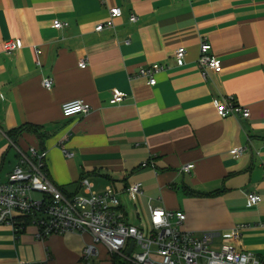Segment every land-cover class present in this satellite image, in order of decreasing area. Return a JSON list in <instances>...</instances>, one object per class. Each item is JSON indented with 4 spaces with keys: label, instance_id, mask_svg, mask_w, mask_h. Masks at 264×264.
<instances>
[{
    "label": "crops",
    "instance_id": "1",
    "mask_svg": "<svg viewBox=\"0 0 264 264\" xmlns=\"http://www.w3.org/2000/svg\"><path fill=\"white\" fill-rule=\"evenodd\" d=\"M112 7L122 15L96 31ZM55 19L68 25L56 29ZM202 37L221 66L206 79L196 64ZM9 39L22 46L5 53ZM180 46L183 66L174 57ZM151 64L164 66L154 85L136 76ZM113 89L125 95L116 104ZM225 97L250 116H218L215 102ZM75 98L91 110L64 115L61 104ZM4 139L17 145L11 154ZM30 147L46 151V174L67 194L83 193V176L97 192L140 182L133 200L121 192L120 207L144 233L149 204L183 212V228L196 235L219 233L216 246L244 224L232 243L264 262V0H0L1 182L36 163ZM236 147L245 149L233 158ZM188 163L190 173H180ZM249 193L260 196L256 205L247 204ZM22 224L18 235L0 224V264H135L103 244L83 258L89 231L40 240L29 219Z\"/></svg>",
    "mask_w": 264,
    "mask_h": 264
},
{
    "label": "built area",
    "instance_id": "2",
    "mask_svg": "<svg viewBox=\"0 0 264 264\" xmlns=\"http://www.w3.org/2000/svg\"><path fill=\"white\" fill-rule=\"evenodd\" d=\"M108 11V18L95 26L96 31L113 28V19L122 15L120 7H112ZM129 20L135 22L137 17L131 15ZM67 25V22L58 19L52 22L56 29ZM21 46L19 39H9L3 44L5 53H11ZM198 50L196 64L204 79L210 71H221L217 58L210 53L211 45L205 37L201 38ZM185 54L183 46L174 51L178 66L184 65ZM78 66L84 68L85 60H80ZM163 69L161 64H151L140 67L136 76L144 77L149 85H154L155 75ZM42 85L50 89L53 85L52 78H45ZM124 96L123 92L113 89L109 103H119ZM215 109L220 117L250 116L246 106L229 97L216 100ZM90 110V104L80 98L66 100L61 104L64 115L86 114ZM244 149L245 147L232 148L230 154L236 158ZM29 150L36 157V163L29 162L28 169L16 166L7 175L6 181H0V224L10 225L16 235L24 228L22 220L27 218L36 227V238L40 240L51 234L91 232L92 240L82 250V256L86 259L97 252V245L103 244L109 254L120 255L135 264H264L253 253L238 250L232 243L241 235L244 224L236 225L230 232L221 234V243L216 246L215 239L220 236L219 233L203 231L196 235L183 228L186 218L183 212L149 204L150 230L144 233L140 226L128 221L120 207L121 192L133 200L142 193L140 182L129 183L120 192L111 185L97 192L88 178L83 176L78 181L83 193L67 194L46 174V151L42 149L37 152L34 147ZM63 151L66 156L72 155L65 149ZM149 164L153 166L152 162L143 165ZM193 167L192 163L184 164L179 171L182 174L190 173ZM259 201L258 194L247 195L248 205H256ZM131 241L134 244L127 253L126 249Z\"/></svg>",
    "mask_w": 264,
    "mask_h": 264
},
{
    "label": "trees",
    "instance_id": "3",
    "mask_svg": "<svg viewBox=\"0 0 264 264\" xmlns=\"http://www.w3.org/2000/svg\"><path fill=\"white\" fill-rule=\"evenodd\" d=\"M34 129L35 128H33L32 126H23V129L22 130H26V131H34ZM22 130H16V131H14V132H11L10 134H9V137L11 138V137H13V136H15L14 134H20L21 133V131ZM14 133V134H13ZM62 190V189H61ZM63 191V190H62ZM64 192V191H63Z\"/></svg>",
    "mask_w": 264,
    "mask_h": 264
},
{
    "label": "rangeland",
    "instance_id": "4",
    "mask_svg": "<svg viewBox=\"0 0 264 264\" xmlns=\"http://www.w3.org/2000/svg\"><path fill=\"white\" fill-rule=\"evenodd\" d=\"M2 135V134H1ZM3 136V135H2ZM6 144L7 146H9V152H10V154H11V152H14V148H16V144L14 143V142H9L7 139H4L3 140V142H2V144ZM12 143V144H11ZM38 195V194H37Z\"/></svg>",
    "mask_w": 264,
    "mask_h": 264
},
{
    "label": "water",
    "instance_id": "5",
    "mask_svg": "<svg viewBox=\"0 0 264 264\" xmlns=\"http://www.w3.org/2000/svg\"><path fill=\"white\" fill-rule=\"evenodd\" d=\"M133 241H131V242H129V246H128V248L126 249V252L127 253H129L130 251H131V249H132V247H133Z\"/></svg>",
    "mask_w": 264,
    "mask_h": 264
}]
</instances>
